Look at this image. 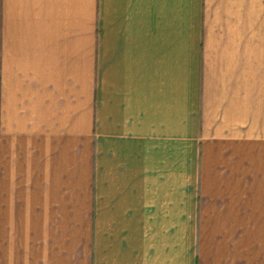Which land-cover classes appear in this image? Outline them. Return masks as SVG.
<instances>
[{
  "label": "crops",
  "instance_id": "obj_1",
  "mask_svg": "<svg viewBox=\"0 0 264 264\" xmlns=\"http://www.w3.org/2000/svg\"><path fill=\"white\" fill-rule=\"evenodd\" d=\"M0 264H264V0H0Z\"/></svg>",
  "mask_w": 264,
  "mask_h": 264
}]
</instances>
